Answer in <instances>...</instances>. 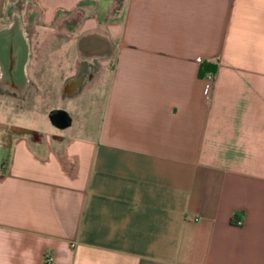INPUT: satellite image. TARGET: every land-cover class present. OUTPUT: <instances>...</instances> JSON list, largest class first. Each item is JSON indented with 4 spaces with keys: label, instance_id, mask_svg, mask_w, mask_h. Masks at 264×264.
<instances>
[{
    "label": "crops",
    "instance_id": "crops-1",
    "mask_svg": "<svg viewBox=\"0 0 264 264\" xmlns=\"http://www.w3.org/2000/svg\"><path fill=\"white\" fill-rule=\"evenodd\" d=\"M32 2L94 11L64 105L0 99V264H264V0Z\"/></svg>",
    "mask_w": 264,
    "mask_h": 264
},
{
    "label": "rangeland",
    "instance_id": "rangeland-1",
    "mask_svg": "<svg viewBox=\"0 0 264 264\" xmlns=\"http://www.w3.org/2000/svg\"><path fill=\"white\" fill-rule=\"evenodd\" d=\"M12 1L20 14V21L27 37L29 59L26 73L29 83L22 96L3 89L0 99L6 116L4 120L12 122L14 121L12 116L18 113L16 119L26 122L27 116L30 117L32 112L49 114L65 104L61 87L65 76L74 72L78 65L77 29L81 21L94 11V6L83 4L73 11L61 12L52 23L46 24L40 20L39 10L32 0ZM11 5L12 3L9 7ZM27 111L31 113L27 115Z\"/></svg>",
    "mask_w": 264,
    "mask_h": 264
},
{
    "label": "flooded vegetation",
    "instance_id": "flooded-vegetation-1",
    "mask_svg": "<svg viewBox=\"0 0 264 264\" xmlns=\"http://www.w3.org/2000/svg\"><path fill=\"white\" fill-rule=\"evenodd\" d=\"M16 38L12 30L3 32L0 35V88L15 91L17 94L22 95L29 83L27 73L26 79L14 78L8 73V71L17 67L22 59V46L18 45L19 40ZM70 89L71 84H68L66 90Z\"/></svg>",
    "mask_w": 264,
    "mask_h": 264
},
{
    "label": "bare ground",
    "instance_id": "bare-ground-1",
    "mask_svg": "<svg viewBox=\"0 0 264 264\" xmlns=\"http://www.w3.org/2000/svg\"><path fill=\"white\" fill-rule=\"evenodd\" d=\"M12 30L18 39V45L22 46V59L20 64L12 70L8 71L14 78H24L26 79V66L29 59V48L26 33L22 23L20 21L19 13L15 8L11 9L9 23L2 29H0V35L3 32ZM1 52V50H0Z\"/></svg>",
    "mask_w": 264,
    "mask_h": 264
},
{
    "label": "built area",
    "instance_id": "built-area-1",
    "mask_svg": "<svg viewBox=\"0 0 264 264\" xmlns=\"http://www.w3.org/2000/svg\"><path fill=\"white\" fill-rule=\"evenodd\" d=\"M196 60L198 62L201 61V58L200 57H197ZM18 132L19 129H17L16 126L14 125H11V124H8V123H5V122H0V144L1 145H5V144H8L11 142V135L13 132ZM26 132L28 133H31V131L29 130H25ZM35 136V134L33 135ZM35 137H38V136H35ZM240 223V220H237V224ZM50 258H48L46 256V261H49Z\"/></svg>",
    "mask_w": 264,
    "mask_h": 264
},
{
    "label": "trees",
    "instance_id": "trees-1",
    "mask_svg": "<svg viewBox=\"0 0 264 264\" xmlns=\"http://www.w3.org/2000/svg\"><path fill=\"white\" fill-rule=\"evenodd\" d=\"M116 4H117V7L115 8L116 11L119 12V10L122 9V6H123V0H116ZM214 70V68L208 64H205V63H202L199 67V74L200 75H203L204 72H210L212 73Z\"/></svg>",
    "mask_w": 264,
    "mask_h": 264
}]
</instances>
